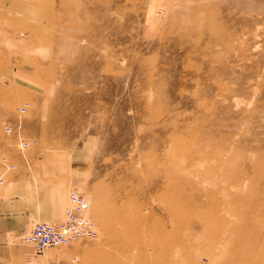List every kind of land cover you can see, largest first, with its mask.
Segmentation results:
<instances>
[{
	"label": "rangeland",
	"instance_id": "374dc122",
	"mask_svg": "<svg viewBox=\"0 0 264 264\" xmlns=\"http://www.w3.org/2000/svg\"><path fill=\"white\" fill-rule=\"evenodd\" d=\"M2 157L97 237L0 264H264V0H0Z\"/></svg>",
	"mask_w": 264,
	"mask_h": 264
},
{
	"label": "crops",
	"instance_id": "0c3cea01",
	"mask_svg": "<svg viewBox=\"0 0 264 264\" xmlns=\"http://www.w3.org/2000/svg\"><path fill=\"white\" fill-rule=\"evenodd\" d=\"M26 183L17 177L8 192L0 193V252L5 236L23 233L37 219L60 222L64 217V197L52 194L50 182L39 177Z\"/></svg>",
	"mask_w": 264,
	"mask_h": 264
},
{
	"label": "built area",
	"instance_id": "2783aa9c",
	"mask_svg": "<svg viewBox=\"0 0 264 264\" xmlns=\"http://www.w3.org/2000/svg\"><path fill=\"white\" fill-rule=\"evenodd\" d=\"M26 145V142H22L20 147L24 148ZM11 167L6 158L2 157L0 182L4 180ZM96 237V226L89 215V202L83 193L73 190L68 195V205L65 208L63 220L34 223L23 240L29 243L35 252L40 253L53 246L67 245L79 238L94 239Z\"/></svg>",
	"mask_w": 264,
	"mask_h": 264
}]
</instances>
